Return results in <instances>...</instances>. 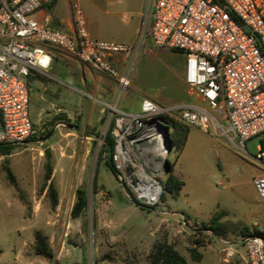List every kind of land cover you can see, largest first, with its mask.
<instances>
[{"label": "rangeland", "instance_id": "rangeland-1", "mask_svg": "<svg viewBox=\"0 0 264 264\" xmlns=\"http://www.w3.org/2000/svg\"><path fill=\"white\" fill-rule=\"evenodd\" d=\"M124 19H128L127 14ZM139 47L136 82L149 93L156 92L163 105L184 100L177 78L183 55L151 44ZM32 76L30 115L34 132L24 142L12 144L10 155L0 153V264H149L154 244L165 241L172 243L188 264H242L239 252L229 255L228 251L240 250L246 235L238 229L219 237L203 224L223 209L227 211L223 222L264 231V200L253 182L254 177L264 174V168L253 158L259 153L263 136L248 141V153H243L225 136L191 128L184 148L179 152L173 146L167 156L169 165L174 166L173 174L185 182L182 190L175 197L163 187L164 199L161 196L156 204L142 200L152 206L142 209L126 195L128 189L117 174L104 160L99 162L112 117L108 106L104 105L105 113L99 120L88 118L87 114H95L100 105L75 91L70 114L78 115L57 119L67 114L57 112L58 107L38 114ZM48 162L52 175L46 181ZM145 169L153 171L151 167ZM168 174H158L162 185ZM50 182L58 193L59 189L68 190L70 199L60 200L59 194V204L54 207L47 192ZM80 187L87 190L88 207L73 218ZM35 208L37 213L31 216ZM36 230L48 235L55 252L53 261L35 254ZM192 248L201 253L200 260L192 258Z\"/></svg>", "mask_w": 264, "mask_h": 264}, {"label": "built area", "instance_id": "built-area-1", "mask_svg": "<svg viewBox=\"0 0 264 264\" xmlns=\"http://www.w3.org/2000/svg\"><path fill=\"white\" fill-rule=\"evenodd\" d=\"M41 7V0H0V144L24 142L34 132L29 78L48 72L54 51L117 79L107 132L111 128L113 161L129 198L149 204L161 199L158 174L164 173L172 121L225 136L243 153L248 141L264 138V0H151L146 33L156 47L185 55V81L204 102L163 105L145 98L138 112L119 108L132 79L111 61L137 48L92 38L79 3L73 5L74 33L40 21ZM142 141L147 144L139 148ZM258 148L253 158L264 168V143ZM253 182L264 200V174ZM241 244L247 264H264V237L248 235Z\"/></svg>", "mask_w": 264, "mask_h": 264}, {"label": "crops", "instance_id": "crops-1", "mask_svg": "<svg viewBox=\"0 0 264 264\" xmlns=\"http://www.w3.org/2000/svg\"><path fill=\"white\" fill-rule=\"evenodd\" d=\"M41 1L42 7L36 13V17L50 28L74 33L73 5L74 3H79L84 13L86 27L92 38L124 43L132 48L140 46L139 48L141 49L150 44L156 47L150 35L146 33L147 23L144 16L151 0ZM124 14L128 15V19H124ZM161 50L166 51L167 49ZM139 54L140 50L138 51L137 49L136 52L117 53L111 57L113 65L121 73L128 71L131 74L132 84L129 92L122 96L119 102V108L123 111H140L141 103L145 98H150L162 104V101L158 100L159 97L156 92L149 93L136 82V59ZM181 55L184 57V62L177 73L179 87L184 93V100L181 102L203 103V97L193 91L185 81L184 66L186 58L183 53ZM34 74H32L33 78L31 81L32 96L39 104L38 114H43L47 109L58 107L57 112H65L67 114L62 115L69 118L78 115L70 114L73 110L71 106L74 104V92L77 91L89 98H94L98 102L100 108L97 112L95 113L94 108H90V111L95 114H87V116L88 118L92 119L95 117L99 120L101 118L100 114L105 113L104 105H113L117 99L116 78L99 72L85 65L77 58L62 54L59 51H54L51 68L46 74ZM59 194L60 200L70 199L71 196L70 192L64 188L59 189ZM74 200L75 192L73 193L72 204ZM36 213L37 210L35 208L31 216H35ZM233 250L234 254L236 252L240 253L242 264H247L246 251L243 245L241 244L240 250ZM57 260H59V257H57Z\"/></svg>", "mask_w": 264, "mask_h": 264}, {"label": "trees", "instance_id": "trees-1", "mask_svg": "<svg viewBox=\"0 0 264 264\" xmlns=\"http://www.w3.org/2000/svg\"><path fill=\"white\" fill-rule=\"evenodd\" d=\"M31 77V76H30ZM30 79V78H29ZM57 119L67 120V116L59 115ZM172 126L175 132V136L173 139V146L179 150V152L184 148L185 143L188 139V135L190 132V126L178 122L172 121ZM10 146L12 144H0V153L2 155H10ZM115 151V141L111 135V128L108 130L106 134V138L103 144V148L101 150V154L99 157V162L104 160L107 166L117 174V169L113 161V154ZM106 154L107 158L104 159L102 156ZM98 162V164H99ZM48 171L46 175V181L51 179L52 175V166L50 162L47 164ZM4 169L9 177H12L11 169L5 165ZM174 166L171 164V170L166 177V180L163 181L164 191L171 193L173 196H177L180 191L182 190L185 182L173 174ZM98 191L96 180L94 182V193ZM51 198H52V205L54 207L58 206L59 204V193L58 190L53 186L52 182L48 185L47 191ZM164 199V194L162 196ZM133 202L140 206L142 209L144 206L152 207L147 204L142 203L137 198L133 197ZM88 207V194L87 190L84 187H80L76 190V201L73 205L71 216L73 218L80 217ZM227 214L226 210L220 209L214 212L209 220L208 223H204L205 229L211 230L216 236L223 237L226 236L229 232H234L240 229L242 235H260L264 237V231L255 230L251 231L248 226L244 228H239V225L230 222H223L222 218L224 215ZM188 219L187 216L185 218ZM35 236V244H34V252L36 255L42 256L49 261H53L55 259V252L52 249L50 244V240L47 234H45L41 230H36L34 233ZM3 250L0 248V255L2 254ZM192 258L195 260L201 259V253L196 250V248H192L190 250ZM149 264H188L187 258L181 254L172 243L170 242H158L154 244L153 249L149 255Z\"/></svg>", "mask_w": 264, "mask_h": 264}, {"label": "water", "instance_id": "water-1", "mask_svg": "<svg viewBox=\"0 0 264 264\" xmlns=\"http://www.w3.org/2000/svg\"><path fill=\"white\" fill-rule=\"evenodd\" d=\"M263 143H264V138H263ZM146 144L147 143L144 141L139 142L138 147L143 148ZM172 149H173V139L168 138V150H169V152H171ZM46 154H47V158L49 159L50 158V150L49 149H47ZM170 170H171V166L169 165L168 160H166L164 172L169 173Z\"/></svg>", "mask_w": 264, "mask_h": 264}]
</instances>
